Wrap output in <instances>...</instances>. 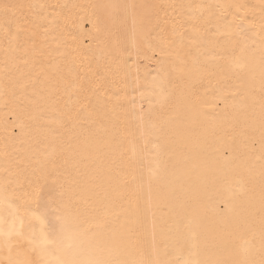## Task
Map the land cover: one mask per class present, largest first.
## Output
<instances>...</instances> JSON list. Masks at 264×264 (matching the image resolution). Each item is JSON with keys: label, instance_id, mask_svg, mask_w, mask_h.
<instances>
[{"label": "snow or ice", "instance_id": "snow-or-ice-1", "mask_svg": "<svg viewBox=\"0 0 264 264\" xmlns=\"http://www.w3.org/2000/svg\"><path fill=\"white\" fill-rule=\"evenodd\" d=\"M42 7L0 0L5 106L19 64L44 54L28 46ZM71 7L91 10L96 47L76 43L70 17L55 25V54L87 75L20 108L21 137L0 163V264H264V0ZM169 8L180 11L151 45L148 107L118 111L107 91L122 76L107 55L109 28L130 20L135 39L153 12ZM210 183L212 218L203 197ZM145 185L149 202L170 210L150 243L141 229Z\"/></svg>", "mask_w": 264, "mask_h": 264}, {"label": "bare ground", "instance_id": "bare-ground-1", "mask_svg": "<svg viewBox=\"0 0 264 264\" xmlns=\"http://www.w3.org/2000/svg\"><path fill=\"white\" fill-rule=\"evenodd\" d=\"M8 2V0H4ZM19 3H31L43 5L37 9L38 19L37 24L42 25L36 27L31 25L32 31L36 34L34 38L29 39L28 46L31 47L35 42L38 50H43V55H38L35 58L31 54L27 57L28 63L19 64L20 71L16 74L17 80L11 85V103L5 106L3 97L0 96V163H2L3 153L7 149L11 151L13 144L18 142L21 137L20 128V108L27 107V97L32 96L35 92L45 89L56 88L61 94L66 89H71L72 86L79 81L77 77H84L87 74L81 71L73 62L71 57L67 59L55 54V44L52 43L53 36L59 37V30L55 29V25L62 24L65 18L70 17L75 23L72 28L76 36V43L83 48H86L90 43L93 47L96 44L91 40L89 33L92 28L91 10L77 9L72 5H91L99 3H136L146 5H188L199 3H217L231 2V0H16ZM244 3L259 7L260 0H242ZM179 9L173 10L169 8L167 14L160 12L157 16L153 12L150 23L146 22L143 33H137L135 39L132 34V25L129 20L126 25L110 26L109 35L107 37V55L109 58L115 59L121 69V79L117 86H108L107 91L111 96L110 104L117 106V110L131 111L133 108L137 112L148 107L146 97L141 95L147 82L151 79L156 68V53L152 50L151 45L156 43V37L160 34L162 28L171 29L172 21L178 17ZM31 35V34H30ZM95 35V33H93ZM72 41L70 40L69 43ZM49 47L53 50L50 56L47 54ZM85 86L88 81H83ZM3 81L0 80V90H2ZM215 85L205 83L204 88L210 89ZM203 91V90H202ZM211 103V97L208 98ZM19 105V107H15ZM211 111V108L206 109ZM83 118V113L81 114ZM72 126L68 123V128ZM143 145H141L142 147ZM222 147V145H218ZM3 175L0 169V176ZM221 187L222 186H217ZM232 191L236 190V185L232 183ZM205 211L212 218L215 216L214 203L217 199L216 188L210 183L207 190L203 193ZM227 198V197H225ZM223 207V205H219ZM142 231L146 232L149 243L152 239L154 223L159 225L169 219L170 210L168 207L157 204L155 201L149 202V194L147 185L143 190L142 198Z\"/></svg>", "mask_w": 264, "mask_h": 264}]
</instances>
